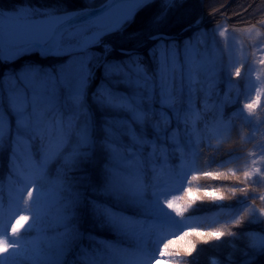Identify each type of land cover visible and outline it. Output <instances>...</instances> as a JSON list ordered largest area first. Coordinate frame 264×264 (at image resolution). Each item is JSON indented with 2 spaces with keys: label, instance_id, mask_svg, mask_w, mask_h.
I'll return each instance as SVG.
<instances>
[{
  "label": "snow or ice",
  "instance_id": "1",
  "mask_svg": "<svg viewBox=\"0 0 264 264\" xmlns=\"http://www.w3.org/2000/svg\"><path fill=\"white\" fill-rule=\"evenodd\" d=\"M260 3L264 4V0ZM178 6H183V0H106L99 12L86 8L62 11L58 6L39 9L23 4L10 10L0 9V63H12L33 51L44 57H68L55 69L26 64L0 77V149L12 147L10 174L6 184L0 180V264H21L22 259L30 264H66V254L85 238L81 229L89 215L136 241L135 264H169L166 257L190 255L187 249L171 248L174 236L182 232L179 238L183 239L189 235L184 231L189 227L187 218L177 221L166 209L180 214L174 208V200L177 192L185 191L186 198L191 191L182 187L190 183L189 175L196 171L213 175L195 167L203 146L195 128V120L201 115L194 109L195 94L205 93L207 108V98L213 95L220 74L231 82L233 77H241V68L234 62V45L227 40L222 49L228 56L227 63L214 57L194 61L186 42L182 67L175 44H168L159 31H151L162 29ZM252 7L248 5L244 11ZM141 13L148 14V35L143 38L139 31L131 30ZM5 22L9 25L7 45ZM258 22L264 24V19ZM195 23L202 21L197 19ZM220 27L218 24L217 29ZM219 35L224 36L225 31H219ZM106 37H123L128 43L143 46L144 51L141 54L136 47L121 48L126 58L109 59L115 49ZM261 45L264 41L254 47ZM146 58L155 63L154 72H149ZM98 70H102L104 82L96 87L92 101L110 115L99 129L102 134H98L88 103L89 89ZM120 85L128 91H120ZM254 90L255 85L250 84L249 96ZM252 107V103H244V109L251 111ZM244 109L234 115L253 126L252 135L246 138V142H251L256 132L264 128V121L255 123L243 115ZM216 116L219 119L214 117L212 133L227 136L232 122L224 121L219 107ZM173 119L177 130L169 131ZM37 139L40 143L34 152L30 141ZM255 147L264 157V132ZM99 153L106 155L97 165ZM175 153L186 165L179 174L168 166L169 156ZM229 157L234 163L246 159L233 153ZM211 164L209 161L206 167ZM243 175L247 179L249 172L244 171ZM177 176L181 187L174 189ZM262 181L264 176L253 183L264 186ZM6 186L7 207L3 198ZM256 199L248 196L238 204L247 208V200ZM259 199L264 200V193ZM118 205L136 209L140 218L125 215ZM259 211L264 216V208ZM243 219L240 216L234 223L239 225ZM25 220H30L28 228L17 234V226ZM33 232L35 236L29 239ZM192 232L202 235L194 228ZM227 234L242 235L230 231ZM207 235L217 233L209 231ZM250 240L251 251L238 249L237 258L230 255L228 264H254L257 256L264 258V237ZM87 264L115 262L91 260Z\"/></svg>",
  "mask_w": 264,
  "mask_h": 264
},
{
  "label": "trees",
  "instance_id": "2",
  "mask_svg": "<svg viewBox=\"0 0 264 264\" xmlns=\"http://www.w3.org/2000/svg\"><path fill=\"white\" fill-rule=\"evenodd\" d=\"M103 0H0V8L5 7L12 9L17 8L16 5H31L39 9H48L59 7L60 10H76L82 7H91L102 3ZM248 5H253L247 12L244 9ZM264 4L260 3V0H183V6H178L171 13L170 19L166 25L159 28H152L151 31H159L165 38L168 44H175L178 59L183 67L185 60V43L189 45L196 42L200 33L206 36L216 35L217 25H222L220 30L227 31H244L248 29H260L264 33L263 24L259 23L261 19H264ZM147 13H141L135 23L131 26V30L139 31L141 37H146L148 31L147 25ZM199 19L202 21L199 25L195 21ZM114 46V53L109 59H124L126 58L121 48L129 49L136 47V50L141 54L144 51L143 46H136L128 43L123 37H111L105 38ZM262 41H264V36ZM146 43H155L153 41H147ZM262 50L259 52L260 62L264 63V45H261ZM194 61H200L202 54L189 53ZM65 59L62 57L50 56L47 58L38 57L36 54H29L18 61L12 63H0V77H2L9 70L18 69L21 65L37 64L46 68L55 69L56 64L61 63ZM146 66L149 72H154L156 65L150 59L146 58ZM200 79H204V75H200ZM224 78L219 76L213 95L207 98V108L205 104V93L198 91L195 94L194 109L200 113V118L195 120V128L201 135L202 149L198 159L195 161L196 168H204L207 171L213 173L212 176H205L201 171L193 173L195 179L189 184L188 191L185 198V192H183L177 205L180 211V217L186 219V223L189 224L188 231L189 243L195 245L198 250L203 251L199 259H208L211 255L217 257L219 264H228V257L233 256L237 258L238 249H244L245 251H251L249 248L251 237H256L264 233V218L258 220H252L253 216L258 217L257 212L264 208V200L259 199V196L264 191V186H257L253 181L257 180V175L254 174L252 165V155L255 149L256 142L260 139V133L256 132L251 142H246V138L252 135L253 126L244 124L234 114L240 109V99L243 96L240 94L239 102L233 101V96L236 95V86L233 84L228 85ZM102 70L96 72L95 82L89 89V107L92 110L93 118L97 125L98 134L99 129L102 127L103 122L110 118V115L104 110L99 109L92 101V95L95 92L98 84L103 83ZM179 83V74L177 78ZM119 90L128 91L125 85H120ZM227 97V100L225 99ZM232 101V102H229ZM184 107H187L185 104ZM217 107L222 112L225 122H232V129L227 136L218 135L212 133L211 125L215 122ZM257 115H264V105L259 109ZM13 132L15 129L14 118L12 120ZM184 125H180V132ZM177 130L176 122L173 119L169 125V131ZM262 130V129H261ZM151 138V137H149ZM40 141H30L32 149L38 148ZM209 144L211 147H209ZM243 155L246 157L239 162H230L229 154ZM106 154L99 153L96 157V164L99 165L101 160ZM12 157V147L6 145L3 149H0V180H3L6 184L7 178L10 174V161ZM178 162L180 165L174 167V172L179 174L183 164L180 154L175 153L170 155L168 160ZM211 161V167H206L208 162ZM20 163H23L21 157ZM55 167L52 166V169ZM244 171L249 172V176L245 179ZM192 175V178H193ZM178 177V176H177ZM174 177V180L177 179ZM264 184V181H262ZM7 188V186H6ZM243 188L245 191L241 192L238 189ZM234 189H236L234 191ZM209 190L220 194L223 202L219 205L225 207L219 208L218 205L212 203L210 199L205 198ZM190 193V194H189ZM189 194V195H188ZM93 195H98L94 193ZM256 196L255 202L247 200L248 207L242 208L238 202L244 201L248 196ZM92 196L89 197L91 199ZM233 206V207H228ZM125 215L135 216L140 218L136 209L126 207L124 205L117 206ZM234 213H238L235 217ZM246 213V215H245ZM243 216L244 219L239 225L234 223V219H239ZM87 222L83 224L82 231L85 233V238L80 241L66 256V264H87L88 261H113L115 264H135L137 260L136 255V241L130 237H125L120 233H117L119 238L115 239L116 248L109 259L102 256V253L106 250H110V240L115 233L111 227L106 224H102L95 220L90 215L86 217ZM251 221V222H250ZM192 228L195 231L202 233L200 236H196L192 232ZM209 231L216 232L217 235L209 237L207 233ZM235 232L237 237L229 236L228 232ZM219 232H223L224 235H218ZM91 239H88V237ZM215 238V240L213 239ZM175 243L179 240L173 238ZM213 239V240H212ZM219 239V241H217ZM173 243L171 248L176 250V244ZM203 249V250H202ZM199 255V254H196ZM192 255H184L181 257H172L174 262L170 264H187L188 261H194ZM108 257V256H107ZM214 257V256H213ZM204 262V260H203ZM196 264V263H193ZM254 264H264V258L257 256Z\"/></svg>",
  "mask_w": 264,
  "mask_h": 264
},
{
  "label": "rangeland",
  "instance_id": "3",
  "mask_svg": "<svg viewBox=\"0 0 264 264\" xmlns=\"http://www.w3.org/2000/svg\"><path fill=\"white\" fill-rule=\"evenodd\" d=\"M20 6L21 5H18L17 8H19ZM25 6H27V4ZM4 10H9V8L5 7ZM262 26L264 27V24ZM219 31H225V35L220 36ZM263 36L264 33L257 28L248 29L244 31H227L223 29L222 30L218 29L216 30V35H212V36H206L205 34L200 35L197 41L190 45L191 47L189 51V53L191 52L198 53L200 51L202 54V57L200 58L201 60H204L209 57H214L217 61L223 59V61L227 63L228 56L222 53L223 42L227 40L233 43L235 48V51L233 53V58L236 66L241 68V77H233L231 82H229L225 74L221 73L220 76L224 78L223 80H225V82L228 85L233 84V86H236L235 89L237 90L236 95H234L232 99L233 101H235V103L240 101V109H244L245 102H249L253 104L251 111L244 109L243 115L245 117H248L250 120L254 121L255 123L264 121V115L261 116L257 115V112L260 111L259 109L264 105V63L260 62V56H258L262 48L254 47L256 43L262 41ZM98 50L99 49H93V51H98ZM64 57L65 59L61 61V63L56 64L57 67H59L60 64H62L68 59V57L66 56ZM250 84L255 85V90L252 91L249 96ZM2 87L3 85H0V88ZM240 94L243 95L241 99H240ZM261 132H264V128H262ZM260 141H261V133H260V139L256 142V145H258ZM253 153H255V155H253L252 158L254 173L260 178L261 176H264V157L260 155V149L258 147H255ZM51 174L53 176L55 175V168L51 169ZM5 192L6 195H8V190H6ZM204 196L207 199L210 200L212 199V201L216 205H219L223 201L222 196L220 194L216 192H212L211 190H209L206 194L204 193ZM169 199L171 200L173 199V197L169 196ZM166 210L169 211L176 219V215H177L176 212H173L171 209H166ZM14 222L15 221H13V223ZM29 223L30 220L21 221L20 224L17 226V234H23L25 232V229L28 228ZM49 234H51V232ZM34 236L35 233L33 232L28 235V238L31 239ZM259 237H264V234H260L256 236V238ZM213 239L215 240L214 237ZM217 241H219V239H217ZM256 242L258 243L259 241L257 240ZM175 244H176V249H180V250L187 249L190 252V255H192L191 257L195 259L193 263L213 264V262H215V264H219V261L217 257H215V255H211V257H209L208 259L203 258L204 262L202 258L199 259L203 251L198 250L196 247L193 248L192 245L189 243V239H186V237H184L181 240H178ZM42 247H46V245H43L42 243ZM21 264H30V262L28 260L22 259Z\"/></svg>",
  "mask_w": 264,
  "mask_h": 264
},
{
  "label": "water",
  "instance_id": "4",
  "mask_svg": "<svg viewBox=\"0 0 264 264\" xmlns=\"http://www.w3.org/2000/svg\"><path fill=\"white\" fill-rule=\"evenodd\" d=\"M105 3H106V0L105 1H103L102 2V4H100V5H98V6H91V7H85L86 9H89V10H95L96 12H99V11H102L103 10V6L105 5ZM85 8H81V9H85ZM81 9H79V10H81ZM78 11V10H77ZM4 39H5V45H7V42H8V37H4ZM32 53H35V54H37L39 57L41 56V57H44V56H42L41 54H39V52L38 51H33ZM29 55V54H28ZM23 56H25V55H23ZM23 56H21V57H23ZM20 57V58H21ZM48 57H50V56H48ZM18 60V59H17Z\"/></svg>",
  "mask_w": 264,
  "mask_h": 264
},
{
  "label": "bare ground",
  "instance_id": "5",
  "mask_svg": "<svg viewBox=\"0 0 264 264\" xmlns=\"http://www.w3.org/2000/svg\"><path fill=\"white\" fill-rule=\"evenodd\" d=\"M4 28H5V37H8L9 25H8L7 22H5V26H4Z\"/></svg>",
  "mask_w": 264,
  "mask_h": 264
}]
</instances>
